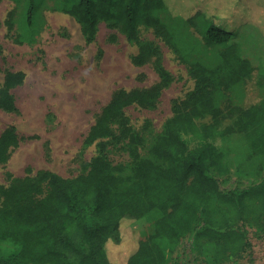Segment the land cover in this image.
I'll return each instance as SVG.
<instances>
[{
  "label": "trees",
  "instance_id": "16d2710c",
  "mask_svg": "<svg viewBox=\"0 0 264 264\" xmlns=\"http://www.w3.org/2000/svg\"><path fill=\"white\" fill-rule=\"evenodd\" d=\"M21 2L26 28L32 30L37 0ZM56 7L77 21L86 42L94 39L99 22L122 33L137 46L132 63H150L158 81L113 92L83 140L84 146H96L84 172L63 177L44 170L0 184V264H179L172 254L186 237L191 264L251 262L246 225L264 230V173L228 188L220 179L230 172L231 154L240 172L264 171V99L244 106L229 98L253 69L229 42L241 23L264 35V0H57ZM165 11L198 29L203 46L216 49L218 61L207 65L178 53L193 89L173 102L161 130H148L146 136L132 127L126 108L155 107L174 80L159 46L140 36L141 26L150 27L178 51L180 40L163 19ZM15 21L16 8L8 12V29ZM23 79L22 71H5L0 109L16 110L10 89ZM258 81L264 83V74ZM233 136L235 149L218 144ZM17 143L9 125L0 134V163ZM116 144L127 161H111L108 147ZM153 213L146 239L128 232L131 223Z\"/></svg>",
  "mask_w": 264,
  "mask_h": 264
},
{
  "label": "rangeland",
  "instance_id": "374dc122",
  "mask_svg": "<svg viewBox=\"0 0 264 264\" xmlns=\"http://www.w3.org/2000/svg\"><path fill=\"white\" fill-rule=\"evenodd\" d=\"M56 1L37 0L34 26L29 30L21 0H0V87L6 70L24 73L22 83L10 89L16 110L0 109V134L12 125L18 137V143L9 149L6 162L0 163V184L4 186L14 179L44 170L63 177L84 172L96 153V146H84L83 140L113 92L119 88H145L158 81L150 63L142 66L132 63L137 46L122 33L99 22L94 39L86 42L77 21L57 9ZM14 8L16 21L13 28L8 29L5 20ZM163 13V19L174 27L179 37V50L171 48L150 27L141 26L140 36L159 46L162 63L174 80L163 89L155 107L126 108L132 127L146 136L159 132L171 115L173 102L183 100L193 89L194 80L187 63L178 53L182 52L187 61L199 60L207 65L218 61L216 49L203 46L198 29L169 18L166 11ZM18 34L22 35V42L15 40ZM229 43L237 45L239 54L248 59L253 68L251 77L229 98L239 99L244 106L264 99V83L258 81L259 75L264 74L263 33L253 24L241 23ZM236 137L218 144L233 145L235 149ZM108 148L113 163L128 160L119 144ZM230 166L228 175L220 179L221 187L246 185L264 173L240 172L235 167L233 154ZM156 216L157 213H153L131 223L128 232L135 238L146 239L153 231ZM261 227L255 223L246 225L251 262L242 264H264V230ZM189 243L187 237L182 240L177 252L172 254L173 261L179 264L194 261ZM3 249L5 253L10 251Z\"/></svg>",
  "mask_w": 264,
  "mask_h": 264
}]
</instances>
